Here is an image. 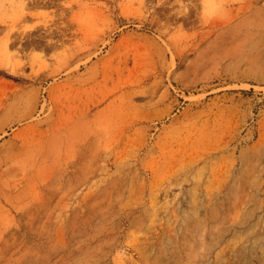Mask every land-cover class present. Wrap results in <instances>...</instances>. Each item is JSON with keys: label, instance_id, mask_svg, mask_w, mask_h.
<instances>
[{"label": "rangeland", "instance_id": "1", "mask_svg": "<svg viewBox=\"0 0 264 264\" xmlns=\"http://www.w3.org/2000/svg\"><path fill=\"white\" fill-rule=\"evenodd\" d=\"M0 64V264H264V0H0Z\"/></svg>", "mask_w": 264, "mask_h": 264}, {"label": "bare ground", "instance_id": "2", "mask_svg": "<svg viewBox=\"0 0 264 264\" xmlns=\"http://www.w3.org/2000/svg\"><path fill=\"white\" fill-rule=\"evenodd\" d=\"M8 44V43H7ZM4 65V64H3ZM9 66V65H8ZM0 67H2V65L0 64Z\"/></svg>", "mask_w": 264, "mask_h": 264}]
</instances>
